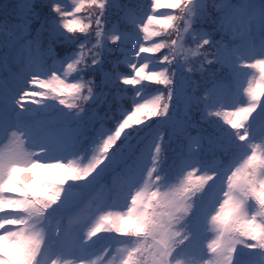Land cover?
Instances as JSON below:
<instances>
[{"label":"clouds","instance_id":"1","mask_svg":"<svg viewBox=\"0 0 264 264\" xmlns=\"http://www.w3.org/2000/svg\"><path fill=\"white\" fill-rule=\"evenodd\" d=\"M3 7L16 264H264V0Z\"/></svg>","mask_w":264,"mask_h":264},{"label":"trees","instance_id":"2","mask_svg":"<svg viewBox=\"0 0 264 264\" xmlns=\"http://www.w3.org/2000/svg\"><path fill=\"white\" fill-rule=\"evenodd\" d=\"M11 3H14V0H0V17H2L7 11V9H5L3 6L5 4H11ZM22 175H28V174H22ZM42 178L46 179L48 177L44 176L42 173H39L33 179L39 180ZM0 215H4V214L0 213ZM0 256L7 258L9 264H16V261L19 258L17 254L12 252L7 240L0 241Z\"/></svg>","mask_w":264,"mask_h":264}]
</instances>
